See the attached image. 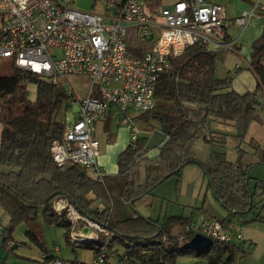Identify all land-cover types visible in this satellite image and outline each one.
<instances>
[{"label":"trees","instance_id":"trees-1","mask_svg":"<svg viewBox=\"0 0 264 264\" xmlns=\"http://www.w3.org/2000/svg\"><path fill=\"white\" fill-rule=\"evenodd\" d=\"M127 46L137 57L152 48L150 42L138 40L134 29L129 31ZM225 54L224 51L213 53L207 46L197 44L182 56L170 59L171 68L156 83L154 110L136 116V121L144 127L142 135L119 154L117 175L110 179L105 177L103 182L92 179L79 166H59L51 156L52 142L64 136L66 123L57 120L60 111L69 101L80 102L73 100L74 93L68 94L64 86L26 74L8 62L6 73H0V124L3 126L0 207L10 217L2 246L7 247L13 241L17 225L26 223L31 226L27 234L29 240L42 248L43 226L37 221L40 215L44 225L66 229L65 236L71 245L72 223L65 214L55 213L52 207L56 199L65 198L82 216L109 232L107 237L101 233L103 246L108 255L121 249V261L176 264L178 258L190 254L204 264H235L240 253L236 243L215 241L207 250L186 249L185 245L194 237L185 232L191 219L168 218L160 224L140 214L125 219L118 216L124 202L134 205L152 195L165 180L178 177L187 166H202L194 159L193 151L201 141H206L219 148L212 153L214 164L203 168L217 203L227 212L226 218L220 221L224 230L232 235L237 222L253 213L247 223H264V216L255 212L264 209V199L254 201L257 195H264V181L255 179V188H251L248 171L251 166L243 169L244 151L241 149L259 107L264 106V100L261 102L258 97L263 95L264 99V30L251 45L248 69L257 80L255 92L240 95L231 90V77L217 75L216 64ZM31 88L35 89L34 99ZM93 97H98L96 92ZM215 123L234 127L233 137L240 155L238 162L228 161L225 148L231 136L213 129ZM164 125L170 128V141L159 157L149 160L146 155L141 156L149 137ZM96 200L106 205L93 208ZM197 211L195 209L193 215ZM35 225L38 230L32 228ZM176 226L181 231L174 235L172 229ZM181 236L183 241L179 240ZM45 252L52 262L54 256L48 250ZM97 252L99 247L95 249Z\"/></svg>","mask_w":264,"mask_h":264},{"label":"built area","instance_id":"built-area-1","mask_svg":"<svg viewBox=\"0 0 264 264\" xmlns=\"http://www.w3.org/2000/svg\"><path fill=\"white\" fill-rule=\"evenodd\" d=\"M74 1L0 0V60L61 87L62 80L70 76L90 79L92 92L98 97L80 100L78 112L66 122L63 138L52 142L50 152L59 166H79L92 179L103 182L105 172L99 163L102 144L94 135L95 122L116 107L131 142L137 141L142 130L136 116L154 110L156 83L171 68L170 59L197 44L233 47L226 42L230 23L225 6L206 0H178L169 7H163L162 0H92L90 12L74 9ZM245 1L252 8L235 18L234 25L246 29L260 18L264 30V0ZM132 29L140 42L152 44L140 57L128 51ZM67 92L74 93L71 87ZM52 207L72 224L85 222L109 236L105 228L82 216L65 198L56 199ZM185 232L228 245L243 239L241 232L233 236L220 221L204 214L186 226ZM107 255L102 245L89 264H107ZM51 263L66 264L60 258ZM118 264L129 263L122 260Z\"/></svg>","mask_w":264,"mask_h":264},{"label":"crops","instance_id":"crops-1","mask_svg":"<svg viewBox=\"0 0 264 264\" xmlns=\"http://www.w3.org/2000/svg\"><path fill=\"white\" fill-rule=\"evenodd\" d=\"M208 1V0H206ZM209 2V1H208ZM211 3V2H210ZM245 8L243 12L247 11ZM243 12L231 14L230 19L233 21L235 18L240 16ZM226 17L229 18L228 10L226 8ZM230 23V28L228 29V43H233V47L229 46H218L209 47V51L220 54V52H226L225 55H221L223 58L221 62L216 64V71L219 77H231V90L235 91L240 95H244L250 92H255L257 86V80L255 75L248 69L250 63L251 55V45L252 43L260 37L263 32V21L260 18H255L252 20L251 24L246 28L239 30L237 26ZM241 29V28H240ZM241 69V70H239ZM220 71V73H219ZM238 71V72H237ZM221 75V76H220ZM83 77V76H81ZM88 78V77H84ZM89 80V91L82 99L87 97H93L92 85ZM73 90V89H72ZM74 92V91H73ZM75 95V92H74ZM259 100L262 102L263 95H259ZM81 99V100H82ZM80 101V100H79ZM79 110V102H78ZM78 112V111H77ZM256 113L255 121L250 125L249 135L245 143L242 145L244 156H254L259 152L255 149L252 151L253 146H256L261 151H264V111L260 112V117L258 118ZM263 114V115H261ZM75 115V114H74ZM121 113L116 107H112L107 116L103 119H99L94 124V135L101 142L102 149H105V153H101L99 163L105 172V177L108 179L113 178L118 173L117 159L119 154H121L131 143V136L129 130L122 126L120 123ZM117 124V125H116ZM217 124L214 129L218 132H231L229 134L234 140V146H231V150L235 151L236 155L240 157L237 141L233 137L235 135V129L226 130L225 125ZM214 125V124H213ZM114 127H117L118 131L113 132ZM233 127V126H232ZM3 130V126L0 124V137ZM229 137V138H231ZM229 142V139H228ZM228 142L225 148V153L228 157L229 150ZM200 149V151H199ZM219 148L209 144L206 141H201L193 151V157L199 164H191L184 168L178 177H173L172 184L166 189V191L174 192L178 195L177 204L180 203L179 199L183 197V202L178 208L171 209V205L176 203L174 201H167L169 205L166 204L165 197L163 199L162 210H166L165 217L162 219V214L158 215L156 219H153V213L149 211L158 206L160 200L156 194L147 195L137 201L139 203L140 213L135 212L131 214L128 211L129 203L124 202L121 205L120 213L118 214L119 219L134 218L137 215H142L143 217L150 218L154 221L163 224L168 218H186L192 221L197 218L198 215L204 214L208 218L215 219L217 221H222L226 218L227 212L217 203L214 194L209 186L208 179L205 174L204 166H212L214 161L212 159V153L218 151ZM207 154L206 157H204ZM242 158V159H243ZM254 159V158H253ZM239 160V158H238ZM231 162V161H230ZM238 162V161H236ZM233 162V163H236ZM243 162V161H242ZM264 162V157H263ZM249 166H254L251 164ZM104 177V178H105ZM256 180H260L255 178ZM264 181V180H262ZM164 183V182H163ZM207 183V184H206ZM204 190V198L202 199L201 194ZM172 195V193H170ZM153 196V197H151ZM259 196V195H257ZM256 196V197H257ZM263 196V195H260ZM256 197L254 201H256ZM173 195L171 199H173ZM152 199V200H151ZM264 199V198H262ZM261 199V200H262ZM192 200L195 201V205L191 206ZM260 200V201H261ZM259 201V202H260ZM133 206V205H132ZM160 207V206H159ZM261 207V204L258 206ZM102 208V207H96ZM198 209L195 215L193 212ZM262 209V208H261ZM256 209L255 212L260 213L264 216V209ZM261 210V211H260ZM254 214V213H253ZM253 214L246 215L242 218V221H238L234 230L233 236L237 233L242 234L243 239L236 241V245L240 248L239 257L235 264H264V223L254 222L247 223L253 218ZM220 216L218 218L217 216ZM39 224L43 226L44 233V221L43 216L37 217ZM191 221V222H192ZM10 217L7 212H5L0 207V264H52L51 261L47 259V253L45 250L50 251L54 258H60L66 264H89L95 257V249L103 245V240L101 239V232L88 227L85 222H80L78 224H72V236L71 245L67 244V255L59 243H55L53 246H49L47 239H43V247H39L35 243L29 240L27 234L31 230V226L26 223H21L16 226L14 231L13 241L9 243L7 247L2 246L4 231L9 227ZM34 230H38L37 226L32 227ZM87 230V231H85ZM181 231L180 227H174L172 232L177 235ZM66 233V229H65ZM46 235V232H45ZM85 237L88 238L87 242L73 241L72 237ZM82 248V251L76 248ZM58 249L56 253L55 250ZM119 254H122L121 249H117L115 253L109 254L107 257V264H118L121 261ZM176 264H204L201 260L194 257V255H186L177 259Z\"/></svg>","mask_w":264,"mask_h":264},{"label":"rangeland","instance_id":"rangeland-1","mask_svg":"<svg viewBox=\"0 0 264 264\" xmlns=\"http://www.w3.org/2000/svg\"><path fill=\"white\" fill-rule=\"evenodd\" d=\"M177 1L178 0H162V6L163 7H166V6L169 7ZM208 1L211 3H216V4H220V5L225 6V8H227V10H228L229 18L227 19V21H229V22L231 21L230 19H232V18H230L231 14L243 12L245 8H247L248 10H250L252 8L251 3L247 2L245 0H208ZM71 6L74 9H77L80 11L90 12V11H92V8L94 6V2L92 0H75L73 3H71ZM234 20L231 21V24H234ZM238 29L242 31V29H240V28H238ZM8 64L9 63L7 60H0V73H3V74L6 73ZM219 73H220V71H219ZM64 80L67 81V82H63V80H62V84H63L64 88L68 89L69 87H71L73 89V91L75 92V96L73 98V100H75V101L81 100L83 97H85V95L89 91V80H88V78H84L81 76H70V77L64 78ZM31 94H32L31 98L34 99V96H35V89L34 88H31ZM77 111H78V103L76 102V104H75V103L69 101V103L67 105H65L62 108V110L60 111V113L57 117V120L60 122H65V123L68 121H71L74 114H76ZM262 111H264V106L259 107V109H258L259 114ZM259 114L257 115L258 118L260 117ZM261 115H263V114H261ZM138 123H139V121H138ZM216 125L217 124L213 125V129ZM138 126L142 131L144 130V127L141 125V123H139ZM225 129L228 131H230V130L234 131V127H232L231 125L226 126ZM113 130H114L113 132L118 131L117 127H114ZM227 133H231V132H227ZM233 140L234 139L232 137L229 138L228 148H227L229 150V153H228L229 155H228L227 159H228V161L236 162V161H238L239 157L235 153L236 149H235V151L231 150V146H234L233 144H235V142ZM253 147L254 148H252V151L255 152V149H256L259 153L257 155L252 156V157L249 155H246L242 159V161H243L242 167H243V169L246 170L249 165L254 164V166H252V167H250V169H248L249 176L251 178V181H250L251 188L254 189L255 188V178L260 179V180H264V163H263L264 151H263V149L260 151L259 148H257L256 146H253ZM199 151H200V149H199ZM102 152L105 153V149H102ZM206 156H207V154L204 157H206ZM171 178H173V177H171ZM171 178L165 180L164 183L160 184L152 192V194H156V196L159 197L158 200H160L159 203H156L159 205L155 206L154 209L149 208V211L153 213V219H156L158 217V215H161V214H162V217H161L162 219H164V217H165L164 213L166 212L167 209L162 210V206H163V199H161L162 197H165V199H167L165 201L167 205H169V202H167L168 200L176 202V203H173L171 205V209L178 208L181 203H184L183 197H182L181 199H179L180 203L177 204L178 195L176 193H174L173 191L172 192L166 191V189L173 182L172 180H170ZM142 180H144V171H142ZM170 193H172V195L174 197L173 199H171L172 195ZM204 194H205V192L203 190L202 194H201L202 199L204 198ZM151 197H153V196H151ZM262 198H264V195L263 196H257L256 201L259 202ZM105 205L106 204H104V202L102 203V201H100V200H96L92 203L93 208L104 207ZM139 205H140L139 203H135L133 206H131V203H130V206L128 207V211L131 214H134V211L140 213ZM193 205H195V201L192 200L191 206H193ZM217 217L220 218L219 215ZM164 221H166V218ZM45 232H46V235H45ZM44 239H47L49 246H53L55 243L56 244L59 243L58 245H61V248L64 249V251L67 255V250H66L67 249V244H66L67 242H66V236H65V229L63 227H58L55 225L49 226V225L45 224V226H44ZM76 249L82 251V248H80V247H78Z\"/></svg>","mask_w":264,"mask_h":264},{"label":"water","instance_id":"water-1","mask_svg":"<svg viewBox=\"0 0 264 264\" xmlns=\"http://www.w3.org/2000/svg\"><path fill=\"white\" fill-rule=\"evenodd\" d=\"M170 128L164 125L161 130H155L149 137L146 145V151L141 153V156H147L149 160H154L159 157L161 150L170 141ZM132 206V203H131ZM87 231V230H85ZM213 241L201 235H196L188 242L185 247L188 250L203 251L213 246Z\"/></svg>","mask_w":264,"mask_h":264}]
</instances>
